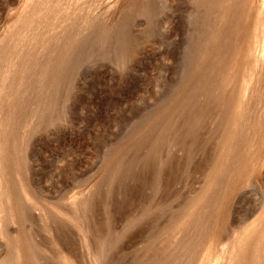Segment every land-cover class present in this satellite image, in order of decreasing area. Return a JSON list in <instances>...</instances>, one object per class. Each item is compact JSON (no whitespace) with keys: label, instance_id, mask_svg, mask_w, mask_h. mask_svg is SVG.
Instances as JSON below:
<instances>
[{"label":"rangeland","instance_id":"374dc122","mask_svg":"<svg viewBox=\"0 0 264 264\" xmlns=\"http://www.w3.org/2000/svg\"><path fill=\"white\" fill-rule=\"evenodd\" d=\"M52 1L0 0V71L9 76L8 93L0 95V123L5 130L0 131V140L7 161L0 185V264H130L134 258L138 264L145 253L157 255V247L164 256L160 251L157 257L151 254L158 260L154 264H228L223 243L233 237L237 225L242 223L241 231L245 222L254 221L264 205V147L258 150L255 142L263 130L264 86H256L253 97L250 89L243 96L250 113L233 145V151L239 146L233 152L237 162L246 156L243 148L250 149L247 156L260 153L258 169L241 177L232 173H238L237 162L222 158L223 167L228 166L226 175L222 172L216 184H210V167L221 155L218 140L227 123L221 120L229 118L230 100L225 102L238 92L242 81L237 78L221 88L224 57L203 50L213 27L212 0ZM39 8L52 16L42 27L27 25L26 15L35 10L42 13ZM263 25V19H258L259 37ZM237 36L225 37L224 44L233 46L240 40ZM23 73L24 82L20 81ZM254 121L255 134L248 140L246 131ZM246 141H251L250 147H244ZM232 181L237 182L235 188ZM197 190L207 196L196 203L199 212L191 222L190 236L182 228L176 231L173 222L182 218L183 211L177 209L185 205L181 210L187 209ZM71 204L80 206L76 210ZM209 230L219 235L209 261L203 263L200 253L205 251ZM152 235L162 239L153 242ZM147 239L153 243L147 244ZM182 250L187 252L180 254L183 258L179 257ZM63 252L71 253V263L59 256Z\"/></svg>","mask_w":264,"mask_h":264},{"label":"bare ground","instance_id":"6f19581e","mask_svg":"<svg viewBox=\"0 0 264 264\" xmlns=\"http://www.w3.org/2000/svg\"><path fill=\"white\" fill-rule=\"evenodd\" d=\"M40 2H42V1H44L45 2V0H39ZM54 1V0H53ZM52 1V2H53ZM203 1V3H204V1H206V0H202ZM51 2V1H50ZM57 2V1H56ZM210 2V1H209ZM39 3V2H38ZM48 3V2H47ZM63 3H65V2H63ZM60 5H62L63 6V4L62 3H60ZM59 5V6H60ZM210 5V11H211V14L209 15L210 17H211V19L213 18V20H212V22H213V27L211 28V30H210V34H209V37H208V39H207V41H206V44H205V46H204V48H203V50L204 49H206L207 51L206 52H208L209 54L210 53H215L216 55L218 54V55H220V56H222L223 55V57H224V60H223V64H222V66H221V70H222V73H224L222 76H221V79L219 80V84H220V86H221V88H222V86H225L226 84L225 83H227V82H229V81H231V80H234V79H237V78H241L242 79V81H241V86L240 87H238V92L235 94V93H232V95H231V99H227V102H225V103H228V101L230 100V109H229V111H228V113L229 114H227V112H226V114L229 116V118H228V120H224V118H223V120H221L222 122L223 121H227V123H226V125H225V127H223V129L222 130H224V135H223V137H222V140L221 141H219L218 140V142L220 143L219 145H221L220 147H221V155H218V156H220L221 158L220 159H218L219 157L218 156H216V154L213 156V157H215L216 156V161L214 162V160H213V164L211 165V167H210V171H212V173H213V175H211L212 177L210 178V184H212L213 185V182L215 183V181H216V178H218V176L225 170L224 169V167H228L227 165H225L224 167H223V165L224 164H222V162H223V160L224 161H226L225 159H230L231 160V162H232V158H233V161L235 160L236 162L238 161V156L236 157H234L233 156V152L235 151L236 152V150H238L239 149V146H237L238 148L236 149V150H234L233 151V145H234V141H235V139H236V137L238 138V136L237 135H241V133L240 134H238V130H239V128L242 126V124H243V121H244V119L246 118V115H249V109H247V107L248 106H246V104L245 103H247V101L248 100H246L245 102H244V100H243V96L245 95V94H247L246 92H247V90L249 91V89H250V94H251V96L253 97V95L255 96V94H256V91H257V87H263L264 86V68L262 67V65H264V25H263V28H262V32H263V34H261V36L259 37V30H258V28L256 27L257 26V22H258V19H263V21H264V0H212L211 1V3L209 4ZM36 6V5H35ZM48 6V5H47ZM50 6V5H49ZM48 6V7H49ZM53 6V5H52ZM257 6V7H256ZM37 7H38V5H37ZM208 7V6H207ZM34 8V7H33ZM60 8V10H61V8H63L64 9V7H59ZM206 8V7H205ZM37 9V8H36ZM40 9V8H39ZM52 9V8H51ZM207 9V10H208ZM33 10V9H32ZM41 10V9H40ZM47 10V9H46ZM58 11H59V9H57ZM65 10V9H64ZM42 11V13L41 12H36V10H35V12L33 11H31L28 15H26V16H28V17H26V20H25V22L27 23V25H29V24H31V23H34V24H36V25H38V27H42L43 25H44V23L45 22H47V20L49 19V15H51L50 14V12L49 13H45V12H43V10H41ZM56 11V10H55ZM54 11V12H55ZM57 11V12H58ZM61 11H63V10H61ZM60 11V12H61ZM209 11H207V13H208ZM64 13V12H63ZM68 13V12H67ZM206 13V14H207ZM55 15V14H54ZM71 15V14H70ZM52 16V15H51ZM205 16H208V14L207 15H205ZM204 16V17H205ZM59 17V16H58ZM67 17V16H66ZM203 17V16H202ZM69 18V17H68ZM67 18V19H68ZM71 18V17H70ZM209 18V17H208ZM203 20V19H202ZM210 20V19H209ZM55 21V20H54ZM53 21V22H54ZM66 21V20H65ZM72 21H74V19L72 20ZM207 21V20H206ZM24 22V23H25ZM203 22V21H202ZM210 22V21H209ZM29 23V24H28ZM65 23V22H64ZM74 24H75V22H73ZM72 22H71V24H73ZM14 24V23H13ZM23 24V23H22ZM46 24V23H45ZM66 24V23H65ZM64 24V25H65ZM69 24V23H68ZM203 24H204V22H203ZM33 26V25H32ZM63 26V25H62ZM68 26H70V25H68ZM64 27V26H63ZM65 27H67L66 25H65ZM64 27V28H65ZM13 28V27H12ZM60 28V27H59ZM25 29H27L26 27H25ZM46 29V28H45ZM52 29V28H51ZM70 29H73V25H72V28H70ZM37 30H38V28H37ZM36 30V31H37ZM54 30H55V28H54ZM63 29H61V31H62ZM17 31H19V30H17ZM61 31L59 30V36L58 37H60L61 36ZM68 31H69V29H68ZM43 32V31H42ZM47 32V31H46ZM71 32V31H70ZM70 32H69V35H70ZM58 33H57V35H58ZM66 33V29H65V32L62 34V36L64 35ZM29 34H30V29H29ZM28 34V35H29ZM41 35V34H40ZM56 35V34H55ZM68 35V38L70 39V36ZM72 35V34H71ZM230 35H238L237 37H239L240 36V40H238L237 42H235L234 44H233V46H228V45H226V44H224L225 43V41H224V38L225 37H227V36H230ZM16 36H18V35H16L15 34V37ZM38 36V33H34V35H33V37L34 38H36ZM57 37V38H58ZM26 38V37H25ZM67 38V36H66V39H68ZM17 39V38H16ZM22 39H24V38H22ZM37 40V39H36ZM56 40V39H55ZM65 39H63V41H64ZM15 41V40H14ZM19 41V40H18ZM46 41V40H45ZM44 41V42H45ZM59 41V40H58ZM60 41H61V38H60ZM66 41V40H65ZM68 41H70V40H68ZM72 41H74V39H72V37H71V43H72ZM235 41V40H234ZM2 42V41H1ZM57 42V41H56ZM65 43H67V41L65 42ZM26 44V43H25ZM58 44V43H57ZM68 44H69V42H68ZM74 44V43H73ZM3 45H4V42H3ZM59 45H62V43H60ZM64 45V44H63ZM47 46V45H46ZM55 46H57L56 44H55ZM65 46H67V45H65ZM64 46V47H65ZM69 46H71V44L69 45ZM68 46V47H69ZM52 47V46H51ZM60 48H61V46H59ZM67 47V48H68ZM40 48V47H39ZM48 47H46V49H47ZM50 48V47H49ZM49 48H48V50H49ZM54 48V47H53ZM6 49H7V47H6ZM43 49H44V47H43ZM45 49V50H46ZM56 49V48H55ZM58 50V52H59V50H61V49H57ZM57 50H55L56 51V53H57ZM63 50H66V51H68L66 48L65 49H63ZM54 51V50H53ZM52 51V52H53ZM62 51V50H61ZM38 52V51H37ZM50 52H51V49H50ZM51 52V53H52ZM206 52H204V53H206ZM49 53V52H48ZM54 53V52H53ZM67 52H65V54H66ZM45 54H47V53H45ZM61 54V53H60ZM42 55H44V54H42ZM62 55H64V52L62 53ZM215 55V57L217 58V56ZM10 56H11V54H10ZM48 56H49V54H48ZM51 56V55H50ZM54 56H55V53H54ZM53 56V57H54ZM60 56V55H59ZM9 57V56H8ZM12 57V56H11ZM11 57H9V58H11ZM45 57H46V55H45ZM52 57V56H51ZM53 57H52V59H53ZM55 57H58V56H55ZM62 57V56H61ZM3 58V57H2ZM48 58V57H47ZM210 58V57H209ZM15 59V58H14ZM18 59V58H17ZM50 59V58H49ZM57 59V58H56ZM64 59V58H63ZM213 59V58H212ZM40 60V59H39ZM54 60V59H53ZM59 60H60V57H59ZM207 59H205V63L207 62V61H209V60H207ZM15 61H17V60H15ZM62 61V60H61ZM12 62V61H11ZM45 62H47V61H45ZM57 62V61H56ZM56 62H50V65L51 64H53V63H56ZM203 62H204V60H203ZM202 63V62H201ZM49 64V63H48ZM47 64V65H48ZM57 64V63H56ZM63 64V63H62ZM58 65V64H57ZM198 65V64H197ZM208 65V64H207ZM216 65H218V64H216ZM35 66H37V65H35ZM56 66V65H55ZM213 66V65H212ZM29 67V63H26L25 64V68H28ZM52 67V66H51ZM211 67V66H210ZM40 68V67H39ZM219 68V67H218ZM54 69H55V67H54ZM213 69V68H212ZM219 69V70H220ZM39 70V69H38ZM44 70H46V69H44ZM53 70V69H52ZM218 70V69H217ZM41 71V70H40ZM210 71V70H209ZM53 72H54V70H53ZM55 72H56V69H55ZM207 72V71H206ZM196 73V72H195ZM30 74V73H29ZM198 74V73H197ZM203 74V73H202ZM201 74V75H202ZM215 74H217V73H215ZM22 75H24V77H22V79L20 80V81H25V78H26V73H23ZM0 76H1V81H2V83L0 84V95L1 94H7L8 93V91H7V89H6V85H5V82H6V80L8 79V75L6 74V72H2V71H0ZM29 76V75H28ZM198 77V76H197ZM196 77V78H197ZM19 78V77H18ZM21 78V77H20ZM204 78V77H203ZM215 78V77H214ZM217 78H218V76H217ZM28 79V78H27ZM27 79H26V81H27ZM208 79V78H207ZM193 80V79H192ZM201 80V79H200ZM208 80H210V79H208ZM253 80H254V82H253ZM207 81V80H206ZM238 81V80H237ZM202 83V82H201ZM216 83V82H215ZM7 84V83H6ZM11 84V83H10ZM45 84H47V83H45ZM214 84V83H213ZM254 84V88H253V86L251 87V85H253ZM237 85H238V82H237ZM42 86V88H43V86H45L44 85V83L41 85ZM215 86H217V85H215ZM228 86V85H227ZM257 86V87H256ZM231 87V86H230ZM237 88V87H236ZM200 89V88H199ZM203 89V88H202ZM223 90V89H222ZM232 90V89H231ZM262 90H263V88H262ZM261 90V91H262ZM40 91H42V90H40ZM45 91H46V89H45ZM264 91V90H263ZM218 92V91H217ZM258 92H259V89H258ZM213 93V92H212ZM214 93H216V92H214ZM261 93H263L264 94V92H261ZM43 94H45L44 92H43ZM226 94V93H225ZM249 94V93H248ZM247 94V95H248ZM260 95H262V94H260ZM8 96V95H7ZM7 96H3V97H5V99L7 100L9 97H7ZM44 96V95H43ZM223 96H225V95H223ZM250 96V95H249ZM249 96H248V98H249ZM251 96H250V98H251ZM258 97V96H257ZM261 97V96H260ZM256 98V97H255ZM214 99V98H213ZM216 99V98H215ZM218 99V98H217ZM253 99L254 98H252V100L251 101H253ZM225 100H226V98H225ZM224 100V101H225ZM218 102V101H217ZM255 102H256V100H254V103L253 104H255ZM218 104V103H217ZM229 104V103H228ZM228 104H227V106H228ZM252 104V105H253ZM212 105H214V103L212 104ZM211 105V106H212ZM251 105V104H250ZM205 106V105H204ZM210 106V107H211ZM216 106V105H215ZM200 108H202L201 106H199ZM214 108V107H213ZM218 108H219V105H218V107H217V110H218ZM222 108V107H221ZM254 108V107H253ZM203 110V109H202ZM216 110V109H215ZM254 111H255V109H253ZM219 111V110H218ZM220 111H222V110H220ZM227 111V110H226ZM250 111H251V107H250ZM198 112H200V110L198 111ZM222 112H224V111H222ZM251 112H253V111H251ZM205 113V112H204ZM196 114V113H195ZM208 114V113H207ZM253 114V113H252ZM209 115V114H208ZM197 116V115H196ZM202 116V115H201ZM221 116V115H220ZM209 117V116H208ZM223 116H221V118H222ZM22 118V117H21ZM21 118H20V121H21ZM217 119V118H216ZM215 120V119H214ZM18 121V120H17ZM250 121V120H249ZM8 123H11V120L10 119H8V121H7ZM22 122V121H21ZM20 122V123H21ZM29 120H28V126H29ZM16 123V122H15ZM18 123H19V121H18ZM23 123V122H22ZM224 123V122H223ZM256 123L257 122H251L250 124H249V127H248V129H247V131L246 132H248V133H246V134H248V136L249 137H247L246 139H248V140H251V136L253 135V134H255V128H254V126L256 125ZM260 123H261V125H262V131L260 132V134L258 135L259 137H258V139L255 141L256 142V145H257V149L258 150H260V149H262L263 147H264V114H263V116H261V121H260ZM221 124V123H220ZM221 125H224V124H221ZM18 126V125H17ZM257 126H258V124H257ZM19 127V126H18ZM17 128V127H16ZM225 128V129H224ZM12 129V128H11ZM15 129V128H14ZM258 130V128L256 129V131ZM0 131L2 132V131H5L4 129H2V125H1V123H0ZM220 132V131H219ZM2 133H4V132H2ZM217 133H218V131H217ZM222 133V132H221ZM257 133V132H256ZM243 134H245V133H243ZM258 134V133H257ZM218 136H219V133L217 134ZM256 136V135H255ZM255 136H254V138L252 139V141L253 140H255ZM216 137V136H215ZM215 137H213V139L215 138ZM220 137H221V135H220ZM219 137V138H220ZM215 140H216V138H215ZM240 140H241V138H240ZM239 139L237 140L238 141V144H239V141H240ZM16 141V140H15ZM14 142V141H13ZM241 142V141H240ZM247 142V144H244V147H246V145H247V147H250V144H251V141H246ZM12 143V142H11ZM16 143H18L17 141H16ZM16 143H15V145H16ZM208 143V146L206 145V147H209V141L207 142ZM254 143V142H253ZM197 144H201V142L200 143H197ZM212 144V143H211ZM214 144H215V141H214ZM218 144V143H217ZM237 144V145H238ZM14 145V144H13ZM14 145V146H15ZM202 145V144H201ZM213 145V144H212ZM186 146V145H185ZM200 146V145H199ZM202 147V146H201ZM217 147H218V145H217ZM235 148H236V145L234 146ZM15 149V151L17 150V151H19L18 149H16L15 147H12V149ZM217 149V148H216ZM247 149V151H249L250 152V149H248V148H243V150H241L242 152L241 153H243L244 152V150H246ZM254 149V148H253ZM3 150H2V140H0V185H1V178H2V174H3V170H2V168L4 167V165L5 164H7V161L5 160V158H4V156H3V152H2ZM219 151V150H218ZM247 151H246V156H245V158H240L239 157V162H237V166L235 167V168H237L238 169V173H234V172H232L233 174H239L241 177L242 176H246V174H248V173H250V172H255L257 169H258V167H259V165H260V153H257L256 154V152H255V154H252V155H248L247 156ZM257 151V150H256ZM234 152V153H235ZM17 153V152H16ZM218 153V152H217ZM12 154H14V153H12ZM219 154V153H218ZM16 155V154H15ZM18 155H21V154H18ZM240 155H242V154H240ZM233 156V157H232ZM15 157V156H14ZM18 157V156H17ZM212 157V158H213ZM19 158V157H18ZM212 158H211V160H212ZM223 158V160H222V162H221V159ZM17 159V158H16ZM234 161V162H235ZM12 162H13V160H12ZM16 162V161H15ZM228 162H230V161H228ZM230 162V164H232ZM17 163H19V162H17ZM209 164H211V163H208L207 165H206V167H208L209 166ZM234 164V163H233ZM198 165V167L197 168H200V170L202 171V165H200L199 163L197 164ZM200 165V166H199ZM232 166V165H231ZM205 167V166H204ZM229 168H231L230 166H229ZM194 169H196V167H194ZM232 169V168H231ZM230 169V170H231ZM197 170V169H196ZM199 170V169H198ZM228 170V169H227ZM235 170V169H234ZM205 171V170H204ZM203 171V172H204ZM229 172V171H228ZM206 174V173H205ZM209 174H211V172L209 173ZM223 174H225L226 175V173H224L223 172ZM207 176H209V175H207ZM206 176V177H207ZM209 178V177H208ZM207 178V179H208ZM220 178V177H219ZM219 181L218 182H220V180L221 179H218ZM205 182V181H204ZM233 182V181H232ZM216 184V183H215ZM233 184V186H232V188H235L236 186H237V182H233L232 183ZM209 185V184H208ZM207 185V186H208ZM228 185V184H227ZM202 186V185H201ZM215 186V185H214ZM213 186V187H214ZM229 186V185H228ZM231 186V185H230ZM229 186V187H230ZM231 188V187H230ZM229 188V189H230ZM201 189V188H200ZM199 189V190H200ZM199 190H197V192H199ZM204 190H206L205 188H204ZM208 190V189H207ZM232 190V189H231ZM215 191V190H214ZM205 192V191H204ZM204 192H202V190L198 193V195H196V191L194 192V195H196L195 196V198L193 197V198H191L190 200L191 201H189L188 200V202L189 203H187L186 201V203L187 204H190L189 206H188V208L187 209H185V210H181V208H185V206L184 207H181L180 209L178 208L177 210H178V212L179 213H181L180 211H183L182 213H181V216H182V218L177 222V220H176V224L173 222V225L174 226H176L175 227V229L176 228H182L183 230H186V232H187V234H189L190 236H191V234L193 233H191V222L193 221V219L195 218V217H197L198 216V205L196 204L197 203V201L198 200H200V199H203V197H205V195H204ZM216 192V191H215ZM0 193H1V191H0ZM209 193V192H208ZM217 193V192H216ZM2 194V193H1ZM1 196L2 195H0V204L1 203H3L2 201V199H1ZM207 196V195H206ZM11 196H10V194L8 195V198H10ZM206 199H207V197H206ZM201 201V200H200ZM205 200L203 199V201L202 202H204ZM71 203L72 204H74L75 203V201L73 202V200L71 201ZM183 203H184V201H183ZM183 203H181L182 204V206H183ZM6 204V203H5ZM72 204H71V206H72ZM75 204H77V202L75 203ZM202 204V203H201ZM77 206H80V205H77ZM76 206V207H77ZM181 206V205H180ZM73 208H75L76 209V207L75 206H72ZM261 207V206H260ZM80 208H82V207H80ZM76 210H78V208L76 209ZM80 210V209H79ZM176 210V211H177ZM7 211V210H6ZM11 209L9 210V211H7V213L9 212V213H11ZM184 211H185V213H184ZM201 211V210H200ZM3 212H5L4 211V209H3ZM177 212V213H178ZM76 213H77V211H76ZM78 213H80L79 211H78ZM176 213V212H175ZM176 213V214H177ZM200 216H202V218H203V215L202 214H200ZM199 216V220H200V217ZM257 216V215H256ZM71 218V217H70ZM180 218V217H179ZM202 218H201V220H202ZM73 219V218H72ZM71 219V220H72ZM75 219V218H74ZM173 219V218H172ZM174 220V219H173ZM73 221V220H72ZM75 221V220H74ZM171 221V220H170ZM206 221V220H205ZM196 222V221H195ZM248 222V221H247ZM251 222V221H250ZM169 223V222H168ZM168 223H166V224H168ZM206 223H207V221H206ZM249 223V222H248ZM248 223H246L245 222V225H247L246 227L244 226L243 227V229L239 232L238 231V229L240 228V226L242 227V223H240L241 225L239 226V225H237L238 226V228H237V230H236V228H235V233L233 234V237L231 238V239H229L228 240V242L226 241L225 243H223L224 244V246H225V249H227V250H225V252H226V255H227V263L228 264H243V263H247V261L248 260H251V261H253V263H256V264H263L264 263V205L262 206V209H261V211H260V213H259V215L257 216V218L254 220V221H252L249 225H248ZM170 224V223H169ZM196 224V223H195ZM198 224V223H197ZM202 224V223H201ZM172 225V224H171ZM205 224H203V226H204ZM166 226V225H165ZM165 226H161V227H165ZM205 226H207V225H205ZM168 227V226H167ZM192 227H194V226H192ZM201 227H202V225H201ZM199 228V230L201 229L202 230V228H204V230H205V227H202V228ZM163 228H161V229H163ZM207 228L208 227H206V230H207ZM158 230H156L155 232H159V230H160V228H157ZM169 229V228H168ZM179 229H178V231H179ZM197 229H198V227H197ZM197 229L195 230V231H197ZM209 229V228H208ZM81 230H83V229H81ZM113 230V229H112ZM173 230H174V227H173ZM194 230V229H193ZM201 230H200V232H201ZM203 230V231H204ZM234 230V229H233ZM171 231H172V228H171ZM176 231H177V229H176ZM182 231V230H181ZM190 231V232H189ZM90 232V231H89ZM154 232V233H155ZM165 232V231H164ZM170 231L168 230V233H169ZM199 232V231H198ZM98 232H96V234H97ZM100 233V232H99ZM102 233V232H101ZM108 233H110V232H108ZM113 233V232H112ZM173 232H171V234H172ZM174 233H175V231H174ZM184 233V232H183ZM195 233V232H194ZM102 234H104V232L102 233ZM153 234V233H152ZM160 234V233H159ZM167 234V231H166V233H165V235ZM180 234V233H179ZM186 233H184V235H185ZM196 234V233H195ZM105 235V234H104ZM156 235V234H155ZM160 235H162L161 237H165V235L162 233V234H160ZM159 235V236H160ZM168 235V234H167ZM169 235H170V233H169ZM219 234H218V232L217 231H211V230H209V231H206L205 232V238L204 239H206L207 240V243L205 244V242L204 241H206V240H204L203 242H204V244L206 245V246H204V252H202V253H200V255L201 254H203L202 255V262L204 263L205 261H209V260H207L209 257H210V255L214 252V243H215V241H216V239H217V236H218ZM83 236H84V234H83ZM97 236V235H96ZM101 236H103V235H101ZM110 236V235H109ZM153 237H154V235H152ZM174 237H175V235H173ZM173 236H170L171 237V240L173 241ZM179 236V235H178ZM190 236H189V238H190ZM193 236V235H192ZM195 236H197V235H195ZM201 236V235H200ZM230 236H231V233H230ZM86 237V236H85ZM84 237V238H85ZM98 237H100L99 235H98ZM153 237H151V238H153ZM157 237H158V235H157ZM163 237V238H164ZM169 237V236H168ZM170 237H169V239H167V240H170ZM181 237V236H180ZM182 237H183V235H182ZM89 238V237H88ZM107 237L105 236V239H106ZM147 238H149V235L147 236ZM167 238V237H166ZM173 238V239H172ZM177 238V237H176ZM185 238V237H184ZM201 238V237H200ZM200 238H198V239H200ZM102 239H104V237H102ZM158 240V239H160V237H158V239L157 238H153V239H151V240ZM162 239V238H161ZM160 239V240H161ZM181 240L183 239V238H180ZM180 239H178L177 238V240H180ZM90 240V239H89ZM107 240V239H106ZM153 241V242H156V241ZM185 240H186V238H185ZM189 240V239H188ZM191 240H193V239H191ZM200 240H202V239H200ZM84 241H85V239H84ZM145 241V240H144ZM143 241V242H144ZM147 241H148V239H147ZM147 241L146 242H144L145 244L147 243ZM190 241V240H189ZM196 241V240H195ZM88 242V241H87ZM151 242L152 241H150V243H149V241H148V243L147 244H151ZM152 242V243H153ZM161 242V241H160ZM167 241H165V239H163V244L164 243H166ZM174 242V241H173ZM182 242V241H181ZM191 242H194V240L193 241H191ZM224 242V241H223ZM85 243V242H84ZM144 243H143V245H144ZM183 243H184V241H183ZM197 243V242H196ZM200 243V242H199ZM88 244V243H87ZM146 244V245H147ZM157 244V243H156ZM155 243L153 244V245H156ZM161 244H162V242H161ZM161 244H159V241H158V246H160ZM178 244V243H177ZM188 244L189 243H187V246H188ZM142 245V247L144 248V247H146V246H143ZM152 245V247H151V249L154 247V249L153 250H155V248L157 247V245H156V247L155 246H153ZM165 245V244H164ZM169 245H171V244H169ZM169 245H168V247H169ZM190 245V244H189ZM197 246H198V244H196ZM89 246V245H88ZM149 246V245H148ZM151 246V245H150ZM150 246L148 247V250H149V252L151 251L149 248H150ZM172 246V245H171ZM176 246V245H175ZM179 246H180V248H182L183 247V245H182V243H179ZM186 246V245H185ZM195 247V249L196 248H198V247ZM87 247V246H86ZM167 247V246H166ZM142 248V249H143ZM160 248H165V247H163V246H161ZM170 248V247H169ZM168 248V249H169ZM191 248V247H190ZM202 248L203 247H201V250H202ZM159 248L157 247V252L158 251H160V249L158 250ZM167 249V248H166ZM141 250V249H140ZM139 250V251H140ZM152 250V251H153ZM181 250V249H180ZM253 250H255L257 253H255L254 254V256H251V252L253 251ZM16 252H17V250H15ZM145 252H148L147 251V248H146V250H144ZM144 251H142V252H144ZM170 251V250H169ZM173 251V250H172ZM199 251V250H198ZM203 251V250H202ZM67 252H70V251H67ZM154 252V251H153ZM156 252V254L157 255H159V253H161V251L159 252V253H157ZM165 252H166V250H165ZM176 252H178V250L176 251ZM184 252H186V251H183L182 250V253H179V257H182V256H180V254H183L184 255ZM194 252H195V250H194ZM200 252V251H199ZM18 253V252H17ZM99 253V252H98ZM103 253V252H102ZM153 256H155V257H157V255H154L152 252H150ZM164 253V252H163ZM163 253H161L163 256H164V254ZM167 253V252H166ZM166 253H165V255H166ZM174 253V252H173ZM187 253V252H186ZM189 253H191V251L189 252ZM140 254H143V253H140ZM140 254H139V256H140ZM146 254V253H145ZM145 254H143V256L142 257H140L141 258V262L139 261H136V262H138V264L139 263H143L144 261L145 262H147V263H145V264H148V262L150 261V258L152 259L151 261H150V264L152 263V264H154V262L155 261H158V260H154V258H153V256H150L149 255V253H147L146 255L148 256V257H150L149 258V260H148V258L146 257H144V255ZM168 254V253H167ZM171 254V253H170ZM170 254L168 255V256H170ZM175 254V253H174ZM194 254V253H193ZM15 255H17V254H15ZM61 255V256H60ZM70 255H71V253H70ZM70 255H68L67 253H64L63 252V254L62 253H59V256L60 257H63V259L64 260H67L68 262L71 260L70 259ZM99 255V254H98ZM145 255V256H146ZM162 255L161 256H159V257H161L162 258ZM173 255V254H172ZM186 255V254H185ZM57 256V255H56ZM59 256H57L59 259H61ZM102 256H103V254H102ZM134 256H138V253H136V255H134ZM138 256V257H139ZM174 256V255H173ZM176 256V255H175ZM199 256V255H198ZM15 257V256H14ZM13 257V258H14ZM138 257H136L137 259H138ZM144 257V260L142 259ZM158 257V258H159ZM166 257V256H165ZM189 257V256H188ZM195 257V256H194ZM140 258L138 259V260H140ZM160 258V259H161ZM170 258V257H169ZM168 258V259H169ZM173 258V257H172ZM183 258V257H182ZM190 258H193V256L192 257H190ZM189 258V259H190ZM197 258V257H196ZM10 259H11V257H10ZM155 259H157V258H155ZM165 259V258H164ZM186 259H187V257H186ZM134 261H133V263L135 262V258L133 259ZM143 260V261H142ZM146 260H148V261H146ZM154 260V261H153ZM177 260H179V258L177 257ZM7 261V260H6ZM13 262H14V259L12 260ZM153 261V262H152ZM162 261V260H161ZM169 261H171V260H169ZM190 261H191V259H190ZM189 261V262H190ZM10 262H11V260H10ZM160 262V261H159ZM168 262V261H167ZM174 262V261H173ZM196 262V261H195ZM69 263H71V262H69ZM132 263V261H131V263L130 264H133ZM166 263V262H165ZM174 263H177V262H174ZM179 263V262H178ZM200 263V262H199ZM11 264V263H10ZM15 264V263H14ZM73 264V263H72ZM135 264V263H134ZM144 264V263H143ZM167 264V263H166ZM170 264V263H169ZM206 264V263H205ZM247 264H249V263H247ZM250 264H252V263H250Z\"/></svg>","mask_w":264,"mask_h":264}]
</instances>
